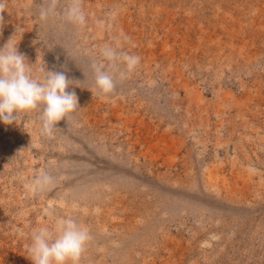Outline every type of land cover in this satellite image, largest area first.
<instances>
[{
  "label": "rangeland",
  "instance_id": "374dc122",
  "mask_svg": "<svg viewBox=\"0 0 264 264\" xmlns=\"http://www.w3.org/2000/svg\"><path fill=\"white\" fill-rule=\"evenodd\" d=\"M72 2L0 0V45L66 68L81 107L0 123V264L58 218L90 233L78 264H264V0H80L83 24ZM105 47L139 63L120 78Z\"/></svg>",
  "mask_w": 264,
  "mask_h": 264
},
{
  "label": "clouds",
  "instance_id": "9594fccd",
  "mask_svg": "<svg viewBox=\"0 0 264 264\" xmlns=\"http://www.w3.org/2000/svg\"><path fill=\"white\" fill-rule=\"evenodd\" d=\"M66 18L74 24L85 22L80 0H73ZM101 56L113 66L120 61L124 63L125 71L119 73L120 78L133 71L140 59L112 47H105ZM32 64L19 52L18 44L13 43L12 38L0 45V123L11 125L20 113L42 109L39 116L42 131L50 133L60 121H66L81 108L74 90L80 81L70 78L66 68L54 70L46 67L43 78H35L31 72ZM91 70L99 94L114 91L117 79L114 70L106 69L103 61L93 62ZM90 238L88 229L76 220L58 218L52 226H41L32 233L30 260L32 264H78Z\"/></svg>",
  "mask_w": 264,
  "mask_h": 264
}]
</instances>
